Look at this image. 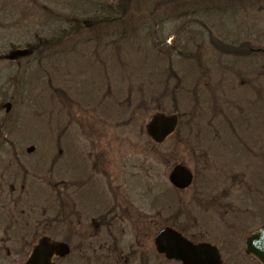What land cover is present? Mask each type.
Returning <instances> with one entry per match:
<instances>
[{"label": "rangeland", "instance_id": "1", "mask_svg": "<svg viewBox=\"0 0 264 264\" xmlns=\"http://www.w3.org/2000/svg\"><path fill=\"white\" fill-rule=\"evenodd\" d=\"M184 1L0 0V213L17 197L18 212L44 219L69 196H142L159 227L217 246L224 264L255 263L245 248L264 226V0ZM118 3L121 23L106 9ZM60 8H86L87 32L41 67L10 66L2 55ZM156 113L180 118L162 145L146 134ZM181 163L195 175L184 192L168 179ZM83 180L94 183L73 189Z\"/></svg>", "mask_w": 264, "mask_h": 264}, {"label": "flooded vegetation", "instance_id": "2", "mask_svg": "<svg viewBox=\"0 0 264 264\" xmlns=\"http://www.w3.org/2000/svg\"><path fill=\"white\" fill-rule=\"evenodd\" d=\"M181 2L173 0L176 6ZM163 3L167 8L173 6L171 0H163ZM93 170L99 173L100 168ZM93 183L83 180L72 183V187L90 188ZM109 184L113 186L114 181ZM110 189L113 191L114 187ZM105 194L109 196L99 198L101 202L96 199L94 203H88L94 198L69 196L68 202L63 203V214L44 219L18 212L17 205L22 200L17 197L15 212L0 213V264H30L44 238L61 244L62 248L41 252L34 264H181L156 250L155 237L162 227L149 213L147 197H137L140 204L137 206L123 204L121 198L109 192ZM176 226L171 227L178 228ZM251 258L255 263L249 264H261Z\"/></svg>", "mask_w": 264, "mask_h": 264}, {"label": "water", "instance_id": "3", "mask_svg": "<svg viewBox=\"0 0 264 264\" xmlns=\"http://www.w3.org/2000/svg\"><path fill=\"white\" fill-rule=\"evenodd\" d=\"M177 127L178 117L176 115L168 116L158 113L146 125V132L154 142L161 144L176 131ZM33 150L31 148L28 152ZM169 178L172 184L179 189H186L193 182V174L183 165L175 166ZM155 244L159 253L182 264H222V256L216 247L210 244L194 245L170 228L160 231ZM60 248H62L61 245L52 244L47 239L42 241L31 263L35 262L42 250L58 251ZM246 252L264 264V228L248 238Z\"/></svg>", "mask_w": 264, "mask_h": 264}, {"label": "trees", "instance_id": "4", "mask_svg": "<svg viewBox=\"0 0 264 264\" xmlns=\"http://www.w3.org/2000/svg\"><path fill=\"white\" fill-rule=\"evenodd\" d=\"M159 7V5H158ZM108 13L111 17L114 16L119 22L125 21L126 10L124 6H121L120 3L116 6H106ZM156 10V9H155ZM59 13L52 18L46 19V22H42V29L35 27L34 32L29 35V39L22 40L20 42H15L10 48L3 54V58L7 59L10 62V66H17L22 61L28 59L27 61H35L37 66L41 67L42 62L49 58L51 53L59 52L56 51V48H59V51L71 40L76 39L78 36L86 33L88 29L85 28L86 23V8L85 10H68L66 8H60ZM153 13V12H152ZM95 15L93 18H89L94 25H102L104 23H109L104 18H98ZM243 48L238 49L232 44H228L226 51L235 53H243L246 56L259 55L262 50L258 46L253 47L250 44L242 46ZM235 50V52H234ZM6 109V106H5Z\"/></svg>", "mask_w": 264, "mask_h": 264}]
</instances>
